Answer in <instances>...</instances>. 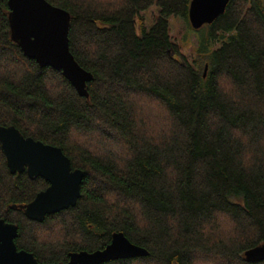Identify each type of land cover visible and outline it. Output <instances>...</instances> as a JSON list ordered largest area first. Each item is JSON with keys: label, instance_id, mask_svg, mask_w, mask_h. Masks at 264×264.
<instances>
[{"label": "trees", "instance_id": "16d2710c", "mask_svg": "<svg viewBox=\"0 0 264 264\" xmlns=\"http://www.w3.org/2000/svg\"><path fill=\"white\" fill-rule=\"evenodd\" d=\"M47 1L71 15L90 96L23 54L0 0V125L59 147L84 179L75 207L31 221L12 206L49 184L11 174L0 143V219L18 249L68 264L122 232L149 255L105 264H264L245 259L264 244V0H231L194 65L169 33L173 16L194 30L192 0Z\"/></svg>", "mask_w": 264, "mask_h": 264}, {"label": "water", "instance_id": "95a60500", "mask_svg": "<svg viewBox=\"0 0 264 264\" xmlns=\"http://www.w3.org/2000/svg\"><path fill=\"white\" fill-rule=\"evenodd\" d=\"M230 1L192 0L189 9L192 28L200 30L212 24L225 12ZM8 6L11 38L23 54L42 68L61 72L77 93L88 99L87 85L94 76L79 65L70 50V13L47 0H8ZM207 70L208 66L205 73ZM0 143L11 174L27 173L30 179L42 178L49 184L32 202L14 205L12 209H21L31 221L43 223L48 216L77 205L84 172L73 169L62 149L25 137L15 126L0 125ZM18 233L16 224L0 219V264H41L32 253L18 249ZM148 255L147 249L117 232L103 250L71 253L68 264H105ZM245 259L248 263L263 262L264 244L247 250Z\"/></svg>", "mask_w": 264, "mask_h": 264}, {"label": "rangeland", "instance_id": "374dc122", "mask_svg": "<svg viewBox=\"0 0 264 264\" xmlns=\"http://www.w3.org/2000/svg\"><path fill=\"white\" fill-rule=\"evenodd\" d=\"M159 14V7L153 6L142 13L143 27L148 31L154 25L155 17ZM208 26L202 27L200 30H192L189 25L181 17L173 16L169 19V33L173 43L178 47L179 60H187L191 65L198 61L199 55L205 50L206 34ZM138 33H142V26L137 28ZM184 57V58H182ZM201 264H210L202 261Z\"/></svg>", "mask_w": 264, "mask_h": 264}]
</instances>
